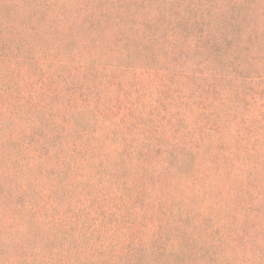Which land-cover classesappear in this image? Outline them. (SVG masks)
I'll use <instances>...</instances> for the list:
<instances>
[{"label":"trees","instance_id":"1","mask_svg":"<svg viewBox=\"0 0 264 264\" xmlns=\"http://www.w3.org/2000/svg\"><path fill=\"white\" fill-rule=\"evenodd\" d=\"M4 1L0 0V125L2 117L7 123L6 131L0 129V209L8 219L4 224L12 232L26 234L32 225L46 222L47 229L60 230L47 237L48 259L55 264H149L152 259L156 260L150 264H195L194 252L206 249L223 264H227V253L232 257L229 264H235L236 257L256 264L245 257L247 247L236 237L233 243L221 237V243L218 236L207 234L205 225L211 224L206 214L216 221L233 218L234 222L240 210L245 227L254 222L253 211L261 209L256 195L264 191V135L257 136L255 130L246 135L232 132L243 111L233 99L212 102L215 120L226 109L231 111L228 133L206 127L213 99L209 95L220 89L210 90L189 68L163 69L173 70V80L150 79L149 71L162 69L139 62L145 55L138 53L151 52L157 45L153 24H148L156 23L154 14L130 20L128 27L118 6H110L120 16L112 19L104 9L94 22L80 14L68 15L64 23L85 42L83 52L68 51L64 57V24L60 30L64 39L30 41L35 33L30 21L2 7ZM95 11L91 9L92 14ZM55 14V9H47L49 30ZM187 40L171 50L188 53ZM201 49L205 59L218 53L211 39ZM190 55L186 65H192ZM35 65L45 75L34 72ZM71 74L84 82L85 89L80 110L65 114L60 123L43 117L47 102L39 106L44 108V120L31 113L33 103L17 101L18 94L30 93L35 86L32 95L45 100L47 94L56 93L52 90L60 87V80L69 83ZM133 74L135 78L130 79ZM37 76L41 81L32 82ZM97 85L104 87L100 96L90 90ZM7 95L10 101L4 100ZM61 100L68 108L70 93L63 92ZM13 104L18 111H11ZM98 106L101 115L96 112ZM3 113H24L25 119L15 125L16 118L7 122ZM30 128L47 131L36 144L38 150L31 148L35 142L26 134H32ZM31 179H66L71 189L77 179L78 186L67 195H47V214H43L35 209L39 199L15 197ZM244 241H250L247 235Z\"/></svg>","mask_w":264,"mask_h":264},{"label":"rangeland","instance_id":"2","mask_svg":"<svg viewBox=\"0 0 264 264\" xmlns=\"http://www.w3.org/2000/svg\"><path fill=\"white\" fill-rule=\"evenodd\" d=\"M1 6H8L30 21L35 30L34 36L31 35V39H29L30 41L47 42V38L50 37L64 39L60 33L64 24V30L67 33L64 39L66 42L65 51H63L64 57L69 56L68 51L74 50L75 54L79 51L83 52L81 46L85 42L83 38L81 41L78 35L74 34L64 23L68 15L80 14V16H86L87 19L94 22L98 21L97 16L104 9L108 11L109 19L121 15L123 24H127L128 27L130 20H133L131 23L139 21V18L153 13L156 23L148 24H153L151 27L153 33L157 36V45L154 46L151 52L139 51L140 53H138L139 56L145 55V59H148V61H145V59L138 58L139 62L162 69L159 72L149 71L152 73L150 79H157L160 82L161 77L165 79L168 77L169 80H173L175 79V75L172 73L173 70L164 72L163 69L189 68L191 74L200 76L202 78L201 82H205L206 86L210 85V90L214 86L220 89L217 93L209 95L213 99L210 100V110L207 109V113L211 117L208 119L206 127L218 132L228 133L227 121L230 120L231 111L226 109L227 112H223L219 115V119L215 120L213 119L215 111L212 102L215 100L220 104L224 101L223 99H233L242 106L243 111L241 110L237 115L241 122L234 124L232 132L246 135L255 130L253 133L256 132L257 136L262 137L264 135V123L259 122L257 119H264V0H20L16 4L5 0ZM110 6L120 7L121 12H118L119 15L113 14L114 10ZM49 8L56 11V14L53 15L52 30H49L50 24L47 23V9ZM91 9L97 11L92 14ZM62 17H64L63 20ZM83 20L86 21L85 18ZM121 34L122 36L126 35L123 32ZM186 38H188V45L191 48L188 53L184 52L183 54V52L175 51L176 48L173 51L171 50V47H176ZM209 39L212 40L213 47L218 53L213 54L209 59H205L201 54V50H203L201 47ZM26 45L25 43L23 47ZM131 45V48L135 49V46ZM86 49L91 51V46L87 44ZM135 50L137 51V49ZM75 54L73 55L74 58H76ZM189 54H191L189 60L192 65H186L185 63V59ZM36 67L38 68L34 72L45 75L41 72L39 65H35ZM63 70L66 69L62 68L60 71ZM69 72L72 73L71 70ZM138 72L144 73L142 71ZM129 77L134 79L135 75H129ZM141 77L144 78L145 75H141ZM40 81L37 76L32 82L39 83ZM83 85V81L71 74L69 83L60 80V87L57 89L55 87L52 90L56 93L47 94V99L39 100L41 95H32V91L36 89L35 86L29 88L31 89L30 93L24 91L18 94L17 101L33 103L32 114L40 115L41 119L46 118L49 122L57 120L60 123L65 114L67 116L69 113L80 110V98L85 89ZM102 88L104 87L97 85L95 89L91 88L90 90L100 96L104 90ZM63 92L70 93L68 108L65 101L61 100ZM27 97L33 99L29 100ZM4 100L10 101V97L7 95ZM12 100L16 101L14 98ZM46 102V116H43V118L41 113L44 108L39 106H41V103L45 104ZM10 109L11 111H18L16 104H13ZM96 112L101 115L102 107L98 106ZM3 115L7 122L10 121V117H15V125H19L20 121L25 119L24 113L17 116L16 114L10 115L7 113H3ZM78 115L76 117L79 118ZM80 118H82L81 115ZM253 120H257V122H253ZM2 122L0 129L6 131L7 123H5L3 117ZM80 126L82 127V125ZM38 130L32 131L30 128L29 131H32V134L26 133L32 136L30 140L34 141L35 145L31 148L36 150H38L36 144L44 140L41 134L47 132ZM253 133L251 136H253ZM77 134V132H74L73 136H77ZM258 140L256 138V141ZM17 181H21V179H17ZM25 184L27 187L15 192V197L23 200L39 199L40 204L35 209H38L40 213L47 214V195L48 197H51L50 195L60 197L71 193L73 189L76 191L78 181L77 179L74 180L72 189L71 185L67 184L66 179H31L27 180ZM2 186L5 187L6 185ZM7 191L5 190L4 193ZM1 193L2 189H0ZM256 198L261 209L253 211L252 217L254 219L251 220L254 222L246 224V227L240 222L242 210L236 211L239 214L235 215L237 218L234 219V222H231L233 218L227 221H216L215 216L206 214L208 215L206 218L211 221V224L205 226L207 234L218 236L221 243L224 240L221 237L228 238L232 243L236 237L243 246L247 247L248 253H244L245 257L254 259V262L258 264L255 261L257 258L260 264H264V191L258 193ZM44 204L45 206H43ZM0 206H2L1 203ZM49 211L53 214L55 209L51 208ZM249 212L252 213V211ZM2 213L3 210L0 209V264H55L48 259L47 251H50V247L47 248V237H49L48 233L60 230L54 229L51 231L47 229L46 222L44 225L39 223L38 225H32L29 228V234L15 229L12 232L11 229L13 228L4 224V219H8ZM236 222L237 224H235ZM233 224H235L234 227L228 226ZM245 235L249 237V242L244 241ZM163 237L161 235L159 239L162 240ZM157 243L159 244L158 237ZM227 243L228 248H231L229 241ZM250 253H253V256ZM194 254L197 255L194 257L195 264H223L208 249L205 252L204 250L194 252ZM229 257L227 253L225 255L227 264L232 263V257ZM153 260L156 259L150 260L149 264ZM239 260L236 257L234 263L250 264V262H245V259L240 262Z\"/></svg>","mask_w":264,"mask_h":264}]
</instances>
